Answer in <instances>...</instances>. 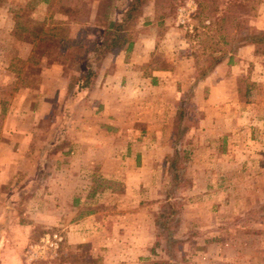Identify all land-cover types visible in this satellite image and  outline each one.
<instances>
[{
  "label": "rangeland",
  "instance_id": "1",
  "mask_svg": "<svg viewBox=\"0 0 264 264\" xmlns=\"http://www.w3.org/2000/svg\"><path fill=\"white\" fill-rule=\"evenodd\" d=\"M128 1L0 0L6 245L12 239L24 260L28 245L57 233L65 245L50 264H98L94 247L66 244L63 227L41 221L50 212V191L73 173L85 175L86 187L139 194L140 239L148 228L151 236L154 224L157 246L139 245L133 264H264V41L257 35L264 36V0H147L127 38L135 43L146 32L154 49L148 57L125 51L120 80L114 63L102 67L117 53L96 63L100 51L91 50L100 44L102 24L118 20ZM9 63L13 75L3 72ZM88 67L95 78L81 89L76 76ZM98 101L107 115H87L86 123L112 128L115 108L129 131L120 144L113 132L105 134L110 148L100 153L123 155L127 136L137 139L132 151L143 163L95 166L77 163L78 149L68 153L84 113L92 115ZM124 167L138 169L141 179L113 176ZM96 172L105 178L96 181ZM102 200L113 202L109 195ZM107 250L126 251L111 243L99 251Z\"/></svg>",
  "mask_w": 264,
  "mask_h": 264
},
{
  "label": "crops",
  "instance_id": "2",
  "mask_svg": "<svg viewBox=\"0 0 264 264\" xmlns=\"http://www.w3.org/2000/svg\"><path fill=\"white\" fill-rule=\"evenodd\" d=\"M140 36V40L136 41L132 44V48L130 52L135 55L143 54V57H148L151 51L154 49L153 45L150 44V41L153 42V37L147 35L146 32H143ZM150 45H152L150 47ZM143 50H142V49ZM126 53L125 49H122L117 52V54L112 57L114 58L113 62L109 60L106 64H103L102 67H108L107 65L110 63H114V68L118 71V74H115L116 77L122 79L124 75H126V68L128 66H123V54ZM113 56V55H112ZM139 61H145L144 58H137L135 63ZM12 63L6 64L3 72H7L9 74L14 73L11 67ZM113 65V64H112ZM41 81L38 83L40 86ZM100 82H98V86ZM36 90V91H35ZM34 93L36 95V99H42V97H37V93H40V90L35 89ZM101 93V92H99ZM100 96V95H98ZM102 97V96H101ZM96 110L91 114L84 113L82 124L78 131L79 139L70 140V144L68 145V153L70 154L69 149H78L80 151V155L75 159L78 163H86L92 164L95 166L99 165H125L128 166L131 163H143L142 156H139L138 152H133L137 139H130L129 137H125L124 148L126 153L120 155L119 157L116 155V152L111 155L101 154L100 151L108 149L110 147H106V143L102 142L103 136L105 134H109V132H113L114 138L113 141H119V144L122 141V134L124 132H128V125L123 123L121 119H119L118 110L114 108L113 120L110 125L112 128H106L101 126H96V129H93L88 123H86V116L95 117V118H103L104 115H107L102 108V102L98 101ZM116 111V112H115ZM39 110H35V116H39ZM110 115V114H109ZM23 117V116H22ZM106 117V116H105ZM112 117V116H111ZM84 122V123H83ZM89 126V128H88ZM101 128V129H100ZM92 129V130H91ZM21 130V129H20ZM108 130V131H107ZM118 136H120L118 138ZM118 138V139H117ZM106 141V140H105ZM71 145V146H70ZM121 145H114L112 149H118ZM88 151L92 155L88 156ZM78 151V152H79ZM83 151L85 153H83ZM130 151V152H129ZM77 154V153H75ZM93 154H96L93 156ZM101 154V155H100ZM92 156V159L90 157ZM9 158V157H8ZM142 158V160H141ZM116 176H120L121 179H134V181H139L141 178L138 174V169H136V173L133 172L132 169L121 168L116 172ZM106 174H100V172H96L94 174L95 180L100 181L102 178H105ZM111 176V178L113 177ZM59 177V175H58ZM92 176L91 179H94ZM85 175L79 174H67L64 179V184H56L55 189L50 191V202L49 208L50 212L44 218H42V222L49 220L50 223L46 222L45 224L48 227H63L64 228V240H66V244L70 245H88L94 247L97 254H92V257L96 259L98 257V264H133L135 261H139L140 258L138 256L139 245L150 244L153 246H157L156 236L154 233V224H152V233L150 236V230L148 228L147 232H145V237L141 236L140 239V228L137 221L138 215V203H139V194H137L133 189L127 187L123 190L116 191L113 189H109L108 191L100 189L97 185L90 188L83 186L85 184ZM4 181V180H3ZM58 181V180H57ZM60 184V185H59ZM105 195L112 196L113 202L111 206L107 205V202H104L102 198ZM125 196V197H124ZM124 198H126V202L123 205ZM134 199H137L136 203L133 202ZM129 202H132L129 204ZM135 203V204H133ZM127 204V205H126ZM125 206V207H124ZM114 207V209H112ZM106 209H110L112 211H116L115 216H111L106 211ZM121 214H124L123 217ZM109 215V216H108ZM119 216H122L124 219H121ZM110 220V222H108ZM4 220L2 221V223ZM4 225V224H3ZM6 226V225H5ZM0 227L2 224L0 223ZM110 228V233L107 232V228ZM3 228V227H2ZM62 229V228H61ZM8 237L6 229H0V264H24L23 258H21L20 249L13 248L12 239L9 240L10 245H6L8 243ZM12 241V242H11ZM167 241V240H166ZM109 243L118 245L121 250H126L118 253L104 251L101 253L99 251L101 247L105 245H109ZM166 244V243H165ZM216 244V243H215ZM214 244V245H215ZM65 245V244H64ZM167 245V244H166ZM123 248V249H122ZM15 249V248H14ZM9 251L12 254L9 256ZM20 252V253H19ZM129 254V256H128ZM98 255V256H97ZM15 258V259H14ZM150 259V258H149ZM146 261V260H145ZM144 261V262H145ZM149 261V260H147ZM142 262V261H141ZM143 264V263H142ZM201 264H210L207 262H201Z\"/></svg>",
  "mask_w": 264,
  "mask_h": 264
},
{
  "label": "trees",
  "instance_id": "3",
  "mask_svg": "<svg viewBox=\"0 0 264 264\" xmlns=\"http://www.w3.org/2000/svg\"><path fill=\"white\" fill-rule=\"evenodd\" d=\"M147 0H129L126 8L121 13L120 18L115 21H106V24L103 23L101 26L100 33V44L97 48H92V52L99 53L100 57L99 63L106 55L115 54L120 51L122 48L125 49L126 52H129L132 48V41L127 38L129 31L133 28V24L135 22L136 15L146 4ZM197 7H200L199 5ZM260 37V40L264 41V36L260 33L257 34ZM243 40H246L243 36ZM261 42V41H260ZM99 50V51H98ZM86 58L83 59V61ZM76 82H79L81 79L83 82L79 86L81 89H87L92 84L95 73L91 68H87L84 74L79 73L77 76ZM175 133H177L175 131ZM174 136V135H173ZM175 158H177V151H173V156L171 159L172 165H175Z\"/></svg>",
  "mask_w": 264,
  "mask_h": 264
},
{
  "label": "built area",
  "instance_id": "4",
  "mask_svg": "<svg viewBox=\"0 0 264 264\" xmlns=\"http://www.w3.org/2000/svg\"><path fill=\"white\" fill-rule=\"evenodd\" d=\"M181 17V14H178ZM64 248V241L57 233H46L38 242L28 245L24 261L31 264L36 261H43L50 264L51 261L59 259L61 250Z\"/></svg>",
  "mask_w": 264,
  "mask_h": 264
}]
</instances>
